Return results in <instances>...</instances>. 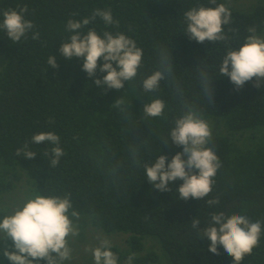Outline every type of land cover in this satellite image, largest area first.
Instances as JSON below:
<instances>
[{
	"label": "trees",
	"instance_id": "obj_1",
	"mask_svg": "<svg viewBox=\"0 0 264 264\" xmlns=\"http://www.w3.org/2000/svg\"><path fill=\"white\" fill-rule=\"evenodd\" d=\"M221 3L232 14L231 23L224 26L229 41L190 40L183 32L184 12ZM24 6L25 18L34 24L27 38L13 43L0 30V197L14 189L9 173L17 170L40 195L71 193L74 209L90 217L95 228L129 235L128 250L112 247L118 263L135 253L133 264H156L157 253L141 254L144 240L153 237L172 264H232L222 246L219 255L208 250L210 241L201 239L191 221L199 219L203 228L212 213H240L252 222L260 221L262 227L259 245L240 264H264V138L241 148L229 136L213 137L209 146L222 167L212 192L201 200L179 199L180 180L172 184V191L153 189L143 167L154 163L159 153L170 162L182 151L171 142L162 146L161 140L183 114L185 104L196 107L203 118L220 119L231 133L264 128V82L255 87L253 78L236 90L219 73L228 48H238L249 27H255L258 35L264 31V5L243 12L225 0H216L215 5L209 0H0V20L4 10L19 11ZM95 9H110L118 24L105 25L97 16L81 29L83 34L89 29L101 35L122 32L143 49L138 76L119 90L97 86L95 78L106 73L98 69L96 77L89 78L82 70V58L66 61L59 54L61 43L73 34L67 31V22L91 17ZM36 31L39 39L33 40ZM161 48L172 51L174 79L161 81L155 93H144L142 79L157 69ZM51 55L57 57L56 69L47 64ZM201 68L213 76L212 105L208 96L203 97ZM121 98L118 107L115 103ZM156 98L165 101L164 116L146 117L144 105ZM48 131L60 136L65 152L56 167L48 155L52 145L31 142L33 135ZM26 143L37 153L34 158L16 155ZM133 147L139 149V164L133 160ZM215 197L220 203L209 206L206 201ZM3 216L0 208V219Z\"/></svg>",
	"mask_w": 264,
	"mask_h": 264
},
{
	"label": "clouds",
	"instance_id": "obj_2",
	"mask_svg": "<svg viewBox=\"0 0 264 264\" xmlns=\"http://www.w3.org/2000/svg\"><path fill=\"white\" fill-rule=\"evenodd\" d=\"M212 5L216 0H209ZM27 6L7 9L2 13L0 30L6 32L13 43L27 38L34 29L31 20L25 18ZM183 31L190 40L197 43L228 42L224 26L231 23V10L223 3L215 7L198 5L184 12ZM99 16L105 25L118 24L114 21L111 10L95 9L91 17L82 21L69 20L67 31L73 33L68 42L61 43L59 54L66 61L82 58V70L89 78H95L97 70L106 73L102 78H95V84L102 89L119 90L124 88L125 82L134 80L142 66L143 49L137 46L135 40L122 32L113 34L104 31L98 34L95 29H89L86 34L81 29L89 25ZM229 31H236L229 29ZM243 43L238 48L229 47L219 65L221 77H228L236 90L241 89L246 82L255 78V87L264 82V37L257 34L255 27H249ZM39 32H33L31 39L38 40ZM159 64L156 70L142 79L144 93H155L160 89L161 81L174 79V59L172 51L161 48ZM98 64V62H101ZM47 64L53 69L58 68L56 55L48 57ZM202 65V64H201ZM199 81L203 97L208 96L207 102L213 104L215 91L212 88L213 76L203 68L199 71ZM123 99L116 101L121 106ZM165 101L156 98L146 103L143 113L146 117H163ZM183 114L179 116L167 137L161 140L162 146L170 142L182 148L168 157L159 153L154 163L144 164L146 180L153 189L161 192L172 191V184L182 181L177 191L179 199L187 201L189 198L204 199L212 192L215 176L222 167L221 161L209 145L212 142V128L202 113L194 106L185 104ZM146 141V140H145ZM34 144L52 145L48 155L50 164L56 167L60 158L65 155L60 146V136L55 132H40L31 138ZM161 152V151H160ZM18 157L34 158L37 153L29 149L26 143L16 150ZM135 163L139 164V149L132 148ZM207 204L214 206L220 203L219 197L208 199ZM81 213L74 209L71 193L60 195H34L28 197L10 215L0 219V241L11 240V245L5 247L3 255L10 264H67L73 258L72 238L80 235ZM199 219H192L191 226L202 233L201 239L210 241L208 250L219 255L218 246L233 258L232 264H240L246 255H250L260 243L262 227L260 221L252 222L246 215L236 213L226 215L223 211L212 213L206 227H200ZM96 247L85 248L90 252L94 264H118L119 257L112 251L113 244L107 237H97ZM135 253L128 255L125 264H133Z\"/></svg>",
	"mask_w": 264,
	"mask_h": 264
},
{
	"label": "rangeland",
	"instance_id": "obj_3",
	"mask_svg": "<svg viewBox=\"0 0 264 264\" xmlns=\"http://www.w3.org/2000/svg\"><path fill=\"white\" fill-rule=\"evenodd\" d=\"M227 4L236 10L243 12H251L258 5H264V0H225ZM264 37V31L259 34ZM2 57L0 55V65ZM212 128V138L218 134H223L231 137V139L241 148L252 147L260 138H264V128L248 130L246 132H230L224 123L217 118H204ZM9 177L15 184L14 189L5 193L0 197V208L5 215H10L16 207L20 206L28 197L39 194L35 188L27 182L24 173L17 170L10 172ZM81 229L78 237L72 238L70 244L73 248V258L67 264H94L90 252H86L85 248L96 247L99 243L97 237H107L111 240L113 247L117 246L122 250L129 249V235L125 233L106 234L103 231L95 228L90 217L81 216ZM11 245V240L0 241V264H10L7 258L3 255L5 247ZM155 252L159 256V261L156 264H172L168 254L164 251L160 241L153 237H147L144 240V250L141 254ZM45 261H39V263ZM118 264H125V261Z\"/></svg>",
	"mask_w": 264,
	"mask_h": 264
}]
</instances>
